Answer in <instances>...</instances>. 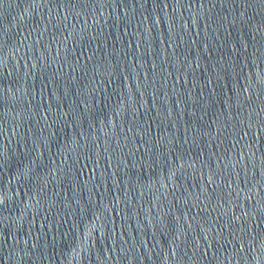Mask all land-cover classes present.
I'll return each instance as SVG.
<instances>
[{"label": "water", "instance_id": "water-1", "mask_svg": "<svg viewBox=\"0 0 264 264\" xmlns=\"http://www.w3.org/2000/svg\"><path fill=\"white\" fill-rule=\"evenodd\" d=\"M0 264H264V0H0Z\"/></svg>", "mask_w": 264, "mask_h": 264}]
</instances>
